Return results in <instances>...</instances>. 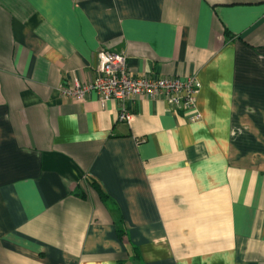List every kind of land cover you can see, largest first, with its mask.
I'll list each match as a JSON object with an SVG mask.
<instances>
[{"label": "crops", "instance_id": "1", "mask_svg": "<svg viewBox=\"0 0 264 264\" xmlns=\"http://www.w3.org/2000/svg\"><path fill=\"white\" fill-rule=\"evenodd\" d=\"M103 49L201 119L63 95ZM121 263L264 264V0H0V264Z\"/></svg>", "mask_w": 264, "mask_h": 264}, {"label": "built area", "instance_id": "2", "mask_svg": "<svg viewBox=\"0 0 264 264\" xmlns=\"http://www.w3.org/2000/svg\"><path fill=\"white\" fill-rule=\"evenodd\" d=\"M97 75L91 81L74 79L63 87V95L83 101L88 93L96 91L102 102L118 101L121 105L119 120L130 122L134 114L127 111L125 102L133 99L164 98L175 110H182L190 122L199 121L197 95L201 83L195 75L183 80L176 76H136L131 73L127 56L121 52L101 50L98 54Z\"/></svg>", "mask_w": 264, "mask_h": 264}, {"label": "trees", "instance_id": "3", "mask_svg": "<svg viewBox=\"0 0 264 264\" xmlns=\"http://www.w3.org/2000/svg\"><path fill=\"white\" fill-rule=\"evenodd\" d=\"M122 264V263H121Z\"/></svg>", "mask_w": 264, "mask_h": 264}]
</instances>
